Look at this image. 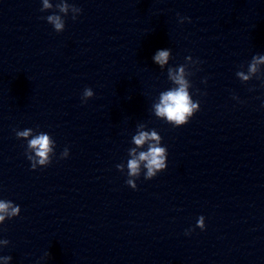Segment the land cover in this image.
I'll return each instance as SVG.
<instances>
[{"label": "clouds", "instance_id": "obj_1", "mask_svg": "<svg viewBox=\"0 0 264 264\" xmlns=\"http://www.w3.org/2000/svg\"><path fill=\"white\" fill-rule=\"evenodd\" d=\"M55 9L60 14L55 12L46 17V20L51 24L56 32H62L65 28V19L70 12L72 14V19L75 20L77 16L82 12V9L75 6L74 4H69L67 0H58V2L53 5L50 0H42L41 12ZM191 22L188 17H180L179 22L184 23L185 21ZM170 49L158 50L153 56V61L164 69V66L169 63ZM187 61H192L193 58L188 56L185 58ZM199 63V61H195ZM264 64V55H255L252 57L251 62L248 64V74L243 71H237L236 76L239 77L241 81H249L252 76L258 71L257 65ZM168 79L172 82L174 87L163 91L159 96V103L153 105L155 115L171 124L173 127H181L189 122V120L194 116V114L200 110L199 101H194L192 99V94L189 89L192 87L191 82L186 78L185 66L180 65L177 68H168ZM193 75L192 72L187 73V76ZM261 79V78H260ZM206 82V81H205ZM94 95L91 88H85L82 94V101L86 102L88 99L92 98ZM236 97H234L235 99ZM32 136V129H24L23 131L16 130V137L18 139L27 140V151L26 155L29 161H31V168L35 170L38 166L44 167L51 163V153L53 152L52 145L55 143L48 134L40 133L38 135L32 136L31 139L28 137ZM134 144L137 148H141L147 145L146 151H140L136 154V148L130 150L132 159L128 160V177H135L138 179L140 177L141 164L147 169L144 174L146 180L154 178L157 173L163 171L167 167V148L161 146L162 137L158 134L155 129L144 131L140 130L133 138ZM69 151L67 148L64 149L62 153V158H67ZM117 169L122 172L123 165H116ZM135 179V180H136ZM135 180L128 178L126 183L132 188L136 189L137 185ZM20 206L14 204L12 201L0 199V224H3L6 219H12L20 215ZM196 227L201 230L205 229V218L200 216L197 220ZM187 231L186 234H190ZM10 242L7 239H0V244L8 245ZM12 259L11 256H2L0 260L4 264H9Z\"/></svg>", "mask_w": 264, "mask_h": 264}]
</instances>
